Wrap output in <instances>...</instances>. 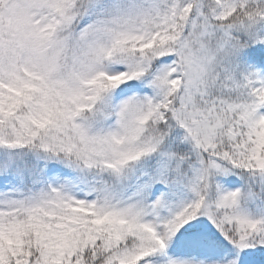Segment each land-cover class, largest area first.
Segmentation results:
<instances>
[{
	"label": "snow or ice",
	"instance_id": "snow-or-ice-1",
	"mask_svg": "<svg viewBox=\"0 0 264 264\" xmlns=\"http://www.w3.org/2000/svg\"><path fill=\"white\" fill-rule=\"evenodd\" d=\"M0 264H264V0H0Z\"/></svg>",
	"mask_w": 264,
	"mask_h": 264
}]
</instances>
